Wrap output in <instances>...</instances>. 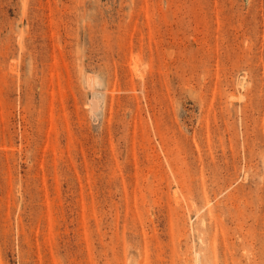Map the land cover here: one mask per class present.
Segmentation results:
<instances>
[{"label": "rangeland", "instance_id": "374dc122", "mask_svg": "<svg viewBox=\"0 0 264 264\" xmlns=\"http://www.w3.org/2000/svg\"><path fill=\"white\" fill-rule=\"evenodd\" d=\"M0 264H264V0H0Z\"/></svg>", "mask_w": 264, "mask_h": 264}]
</instances>
